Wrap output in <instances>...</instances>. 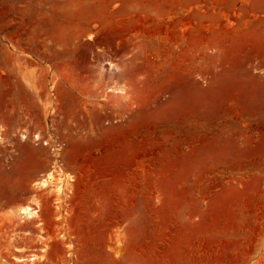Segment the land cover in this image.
Here are the masks:
<instances>
[{"label":"rangeland","instance_id":"374dc122","mask_svg":"<svg viewBox=\"0 0 264 264\" xmlns=\"http://www.w3.org/2000/svg\"><path fill=\"white\" fill-rule=\"evenodd\" d=\"M0 264H264V0H0Z\"/></svg>","mask_w":264,"mask_h":264},{"label":"bare ground","instance_id":"6f19581e","mask_svg":"<svg viewBox=\"0 0 264 264\" xmlns=\"http://www.w3.org/2000/svg\"><path fill=\"white\" fill-rule=\"evenodd\" d=\"M148 20L151 21L150 18H147V17L146 18H140L138 16H136V17H134L133 19H130V20H122L120 22H117L119 24H117L116 26H114L112 28L111 33H112L113 36L124 37L126 33H128V32L130 33L131 31L133 32V31H139L140 30L144 34H148V35L149 34H154V33L157 34V33H159V32L162 31V27H160V26H158L156 24H152V25H149L148 27L147 26L144 27L145 25L143 26V23L144 22H147ZM226 33H227V31H226ZM245 33H247V32L245 31ZM242 34H244V33H242ZM217 35H219V34H217ZM244 36H246V35H244ZM247 36H250V35H247ZM182 37H184V36H182ZM249 41L250 40H248V42ZM51 185L57 186L58 192L60 191V188L61 187L57 183H55V182H53L51 180L49 181V180L44 179L43 181H41V182L38 183V186H40L42 188H47V187H49ZM20 214L22 215L23 219H33V218H36L38 216V211L34 210L31 207H24V208H22L20 210ZM41 258H42V256H38L36 254H32V255H30L28 257V259H18V260L20 262L21 261H27V260H29V261H36L37 259L40 260Z\"/></svg>","mask_w":264,"mask_h":264}]
</instances>
